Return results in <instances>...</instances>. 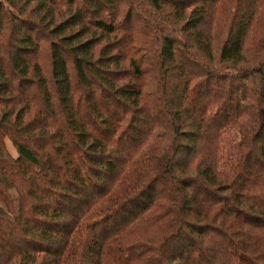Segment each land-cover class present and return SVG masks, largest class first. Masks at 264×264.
Listing matches in <instances>:
<instances>
[{
  "label": "trees",
  "instance_id": "1",
  "mask_svg": "<svg viewBox=\"0 0 264 264\" xmlns=\"http://www.w3.org/2000/svg\"><path fill=\"white\" fill-rule=\"evenodd\" d=\"M0 264H264V0H0Z\"/></svg>",
  "mask_w": 264,
  "mask_h": 264
},
{
  "label": "rangeland",
  "instance_id": "2",
  "mask_svg": "<svg viewBox=\"0 0 264 264\" xmlns=\"http://www.w3.org/2000/svg\"><path fill=\"white\" fill-rule=\"evenodd\" d=\"M104 16L106 19H124L122 15L114 16L113 13L105 12ZM9 150L13 156H17V150L10 140L7 141Z\"/></svg>",
  "mask_w": 264,
  "mask_h": 264
}]
</instances>
